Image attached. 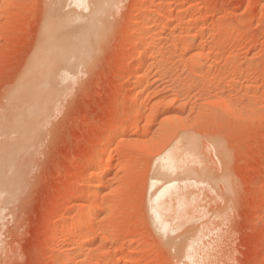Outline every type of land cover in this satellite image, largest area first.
<instances>
[{"label":"rangeland","instance_id":"rangeland-1","mask_svg":"<svg viewBox=\"0 0 264 264\" xmlns=\"http://www.w3.org/2000/svg\"><path fill=\"white\" fill-rule=\"evenodd\" d=\"M139 1L117 2L96 53L87 60L73 57L71 70L58 73L61 93L45 118H40L38 129L26 130L23 140L25 133L15 130L11 121L19 103L24 107L29 99L22 93L15 104L12 95L29 75L44 19L55 0H0V264H264V0H160L153 4L154 10L170 4L174 11L187 4L188 11H173L170 19L165 17L175 25H159L158 31L153 30L158 37L149 33L148 38H159L163 47L170 38L179 37L175 47L160 52L165 60L150 54L142 86L143 99L150 100L148 121L143 120L142 126L150 124L145 129H126L124 141L109 149L112 168L102 184L100 200L104 211L111 213L96 221L102 228L93 250L73 261L71 239L67 237L63 245L57 239L56 229L76 212L82 213L83 204L88 203L70 196L87 191L81 189V179L92 173L86 168L92 151L127 106L130 113L136 112L138 72L128 51L135 36L129 26ZM65 7L67 13L73 9ZM81 13L84 17L72 22L70 33H85L88 12L76 11L78 16ZM233 105L236 110L230 109ZM183 136L194 137L197 147ZM187 144L196 147L194 155L188 154ZM173 145L180 152L186 148L192 165L204 172L182 190L188 192L189 201V209L183 212L190 210V214L181 213V223L176 220L182 227L173 225L180 229L163 235L149 211V182L158 174V150ZM184 173L174 178L182 181L187 177ZM108 226H116L111 234L102 231ZM107 235L112 240L102 245Z\"/></svg>","mask_w":264,"mask_h":264},{"label":"bare ground","instance_id":"bare-ground-1","mask_svg":"<svg viewBox=\"0 0 264 264\" xmlns=\"http://www.w3.org/2000/svg\"><path fill=\"white\" fill-rule=\"evenodd\" d=\"M118 1L119 0H69V1L67 0L68 4H66V5L73 8L68 13H67V11L64 12V8L66 9V7H65L66 5H64V0H55V3L52 2L53 4L50 5L51 9L50 8L48 9L47 15H46L44 22H43V25H42L41 36H40V40H39L40 41L39 46L36 50V53H34L35 56L33 55L34 58L32 59V62L30 61L31 64H29V67H30V69H28L29 75H27V77L23 78L25 80L22 79L23 81L19 84L18 88L13 92V95H12L13 100L16 101L15 104H18V100H20V96L22 93H25L29 99V101H27V99L25 98L26 102L29 103V104H27L25 102L26 106L23 107V104L21 102V103H19V104H21V106L18 105L16 107V117L13 118L14 121L12 120L14 123L11 121V123L14 124L16 127V128L14 127L15 130L20 129L23 131V134H24L25 132H27L26 130H28L29 131L28 133H30V131L33 132V131H36V128L38 129V126H39L38 122H39L40 118L41 119L45 118L46 114H48V111L52 107L51 105L53 104L54 99L56 98V96H58V92L60 90L58 88L59 87L58 86V73L61 70H65L68 68L70 69L73 66V57H75L76 59H82L83 58L84 60H87V59H89L88 57H90V56L92 57L94 55V53H96L95 50H97L99 43L103 41L102 38L104 36V33L108 32V30H107L108 23H109L108 18L110 16L112 10L114 9V6L117 4ZM159 1L160 0H141V2L139 1L141 3L139 5L140 7H138V10L135 12L134 18H132L133 21L130 22L131 25L129 26L130 30L133 31V33H135L134 34L135 36H133L131 41H129L131 49H130V51H128L129 52V54H128L129 58L128 59H130L131 63L132 62L135 63V64H133V63L132 64L135 66V68L137 69V72L139 73V75L137 73L138 77L136 75L137 79H136L135 84H134V88L136 90V94H135L136 99L135 98H133V99H135L134 101H135V105L137 106V108L135 107L134 104H133V106L136 108V110H134V112L135 111L136 112L130 113V110H128L129 108L126 104V106H127V107L125 106L126 109L123 108L125 110L121 113V115L119 117H117V119L115 118L116 122L113 124V126L107 132L105 131L106 132L105 136L101 139V141L99 140L100 144H98L99 145L98 149L96 151H92L93 156L86 165L87 169L92 170L90 177L84 178V179L80 178L81 180H83V181H81V185L83 188L80 185L81 189H87V191L84 190V192H81V193L79 191L77 193V191H76V192H73L70 196L72 199H74V197H75V199L76 198L88 199L87 200L88 203H86L85 205L83 204L82 208L84 210L82 213L76 212L75 214H73V216L68 218L69 220L66 223V225L63 224V226L61 225V226H59L60 228L56 229V230H59L60 236L57 239L59 240L61 245H63L65 243V241L68 239L67 237H69L71 239V241H72L71 244L74 245V248H72L73 251L71 250L72 253L70 254L71 255L70 258H72L71 260H73V261H77L79 257H82L81 254L83 255L86 251L88 253L89 250L90 251H91V249L93 250L92 247L96 244V239H97L99 229L101 231V228H102V226L100 227L96 224V221L99 218H101L102 215L105 214L108 216L111 213V211L109 212V210L104 211V209L101 206V200H100L101 199V193H102L101 192L102 184H104V180L108 178V175L111 172V168H112V163H111L112 153H110V151H109L110 147L116 145L117 143L121 142V140H123L122 139V138H124L123 134H124V131L126 129H128V128H130V129L131 128H141V127L142 128L144 127V129H145V127L148 124H150V123H146L145 125L142 126L143 120L146 121L148 118V117L146 118V116H148V115H146V108H147V104L149 105V102H150L149 99L148 100L143 99L145 88H142V86L144 85L143 83H145L147 81V79H146L147 74L145 72V69L149 65L148 63H149L150 57H151L150 54L156 53L158 56L156 55V57L155 56H153V57L156 59H158L157 57H159V61H160V59L161 60L164 59V57L161 56L162 53L160 54V52L164 51L162 49L163 48L170 49L169 47L171 45L173 47H175L174 44L178 43L179 37H177L178 39H176V37L174 39L170 38V40L166 38L167 40H169V45L167 44L168 46L166 45V47L165 46L163 47V44H162L163 41L161 42V40L159 38H157L159 40L155 39L156 38L155 35L157 36V32H154L153 30L155 29L156 31H158L159 25H161V27H163V25H164V26H166V28L167 27L172 28V26L175 25V24L173 25L172 19H171V21L169 20L170 17L168 16L170 13L172 14V12L174 11V9L169 4L170 2L168 3L169 5H167L166 7L165 6L163 7L161 5L162 7H160V8L158 7V9H156V10L153 9L154 8L153 4H157V2L160 3ZM186 5H184V4L180 5L179 7H177L175 9V11L176 12H184L185 10H187ZM78 10H79V12L80 11H84L85 13H86V11L88 12L87 13L88 14L87 15L88 20L86 22L87 24H85L83 26V28L85 29V33H83V34L82 33L79 34L78 33L79 31L76 32L73 29L72 30L75 31L76 33H70L71 32L70 28H71L72 22L77 20V19L84 17V16L81 17V15H83L84 13L83 14L81 13L80 16L76 15V11H78ZM165 17H169V19L165 18ZM162 19L165 21L164 23H162V21H163ZM195 20H197V19H195ZM160 23H162V24H160ZM75 27L76 26H74L73 28H75ZM109 28H110V26H109ZM163 28H165V27H163ZM159 30H161V29H159ZM151 31H153L155 33L154 39L148 38L149 33ZM192 35H193V33H192ZM151 37H152V35H151ZM190 40H192V39L189 38L187 40L188 43L190 42ZM181 41H182V39H181ZM167 43H168V41H167ZM188 48L190 49L189 46H188ZM190 51H191V49L189 50V52ZM85 57L87 59H85ZM153 57L151 58V60L153 59ZM191 57H193V56H191ZM195 58H197V57H195ZM195 58H193V59H195ZM159 61H157V62H159ZM79 62H80V60L78 61V63ZM62 75H63V73H62ZM61 78H63V77H61ZM190 78H192V76ZM220 80H221V78H220ZM181 84H183V83H181ZM222 87H223V85H222ZM159 92H157V93H159ZM212 92H214V91H212ZM59 93H61V92H59ZM26 95H23V96H26ZM147 95H148V93H147ZM133 99H131V100H133ZM22 100H24V99H22ZM217 100H219V99H217ZM220 101H221V99H220ZM222 101H223V99H222ZM203 104H205V103H203ZM233 104H234V102H233ZM224 106L228 107V104H226ZM233 107H234V105L232 107H230V109H233ZM234 109L236 110L235 107H234ZM119 111H120V109H119ZM197 114H199V113H197ZM211 114H213V113L211 112ZM127 122H128V124H127ZM12 124H10V125L12 126ZM7 128H8V126H7ZM11 128H13V127H11ZM14 129H12V130H14ZM208 129H209V127H208ZM148 132H150V131L148 130ZM28 133H27V136H28ZM23 134L21 136H23ZM19 136H20V133H19ZM188 136H190V135H188ZM24 137H26V133L22 138L23 140H24ZM167 137L169 138V136H167ZM133 138H134V136H133ZM160 138H161V136L159 137V139ZM183 138H185L184 141H186V142L187 141L189 142L191 140L192 141L191 145L196 146V145H194L196 142L194 140V137L192 138L193 140L190 137L183 136ZM25 139H27V138H25ZM162 139L164 141L165 136ZM157 141H158V139H157ZM165 141H164V143H165ZM184 141H182V142H184ZM193 141H194V143H193ZM197 141H199L198 138H197ZM155 143H154V145H155ZM20 144H22V143H20ZM174 144H177V143H174ZM182 144L185 145L184 143H182ZM197 144H198V142H197ZM187 145L189 146L190 144H187ZM158 146H160V145L157 144V147ZM160 147H162V146H160ZM196 147L195 148H193L191 146L186 147L188 149V152H189L188 154L192 153L190 155H194L195 153H193V152L195 151L194 149H196ZM17 148L21 149L20 147H17ZM186 148H183V150H181L182 152H180L179 147L176 145L165 146V147L161 148V150H158L159 152L156 155L155 162H157L158 168H156V169H158V171H157L158 174L155 172L156 175L153 176L151 178V182H149V185H150L149 188L151 189L150 192H152V193H151V197H149L148 204L150 207L149 211H151V216L153 217L152 220L154 221L156 228L158 230L162 231V234L168 233V235H169V232L174 231V230L176 232V230L178 231V229H180V227H182L181 224L180 225L178 224V222L180 221V223H181L182 217L184 218V216L181 213L183 211L185 212V210L187 209V206H188L187 202H189L187 199L188 198V192H183L182 190L184 188H187V186L190 185V184L188 185L189 182L195 181L194 179H197V178H195L196 176L201 177L202 175L200 174V172L201 173L204 172V169L200 170V169H198L192 165L194 163V161H193V163L191 162V160L189 159V158H191L190 155H189V157H187L188 154H187V152H185ZM136 149H138V147ZM181 149H182V147H181ZM199 149H200V147H199ZM10 151H12V149ZM226 151H228V150H226ZM2 152H3V150H2ZM183 152H185L186 155L183 154ZM7 153H9V152H7ZM7 153H5V154H7ZM5 154H3L2 157L5 158L4 160L6 161L7 156ZM200 154H202V153H200ZM9 155L11 156L12 152ZM197 157H200V155H198ZM193 158H195V157H193ZM1 161L4 162L3 160H1ZM196 161H197V158H196ZM121 169H123V167ZM115 170H117V169H115ZM182 171H183V173L185 172L184 173L185 175L187 174V177L186 178L184 177L185 179L182 181H180V179L179 180L175 179V178H177L175 176H177L178 173H180ZM126 174H128V173H126ZM131 178H133V177H131ZM198 181L199 180H197L196 183H198ZM191 184H193V183H191ZM116 190H114V191H116ZM80 191H82V190H80ZM110 193H111V191H110ZM111 194H113V193H111ZM104 202L102 204H104ZM112 204H113V202H112ZM107 207H110L109 204ZM113 208L114 207H112V210H113ZM188 209H189V207H188ZM189 211H187L186 213H184V212L183 213L187 215V214H190ZM66 213H67V211H66ZM112 216H114V215H112ZM190 216L188 215L187 217H190ZM191 218H193V215H192V217H190V220H191ZM187 219H186V221L189 222L190 221L189 218H187ZM176 220H179V221L177 222ZM175 221L177 223L173 224V222H175ZM105 222H108V221H105ZM173 225H175V226L178 225L180 227L176 229V227H178V226H176L174 228ZM115 227H113V228L115 229ZM113 228L111 226H108L106 228H103L102 231L106 232V234H111V232L113 231L112 230ZM190 233H192V232H190ZM172 234H174V232ZM185 235H186V233H185ZM180 239H181V237H180ZM111 240L112 239L110 237H108V235H107L101 241V244L105 245L108 242H110ZM184 240H186V239H184ZM130 247H133V246H130ZM182 247L184 248V246H182ZM174 250H176V249H174ZM182 252H184V251H182ZM189 253H190V250H189ZM121 255H123V254H121ZM191 255H192V253L190 254V256L186 255L189 260H191ZM105 258H107V257H105ZM123 258H124V256H123ZM76 264H78V263L76 262Z\"/></svg>","mask_w":264,"mask_h":264}]
</instances>
